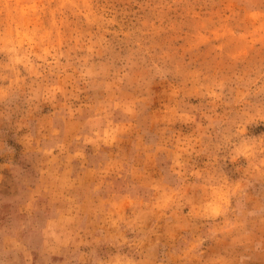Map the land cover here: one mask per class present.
<instances>
[{"label": "rangeland", "instance_id": "obj_1", "mask_svg": "<svg viewBox=\"0 0 264 264\" xmlns=\"http://www.w3.org/2000/svg\"><path fill=\"white\" fill-rule=\"evenodd\" d=\"M0 264H264V0H0Z\"/></svg>", "mask_w": 264, "mask_h": 264}]
</instances>
